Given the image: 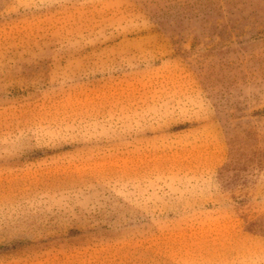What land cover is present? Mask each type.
Segmentation results:
<instances>
[{
    "label": "rangeland",
    "instance_id": "rangeland-1",
    "mask_svg": "<svg viewBox=\"0 0 264 264\" xmlns=\"http://www.w3.org/2000/svg\"><path fill=\"white\" fill-rule=\"evenodd\" d=\"M0 264H264V0H0Z\"/></svg>",
    "mask_w": 264,
    "mask_h": 264
}]
</instances>
